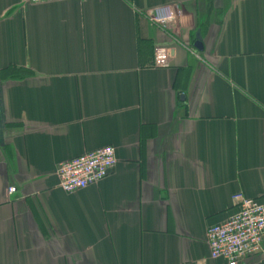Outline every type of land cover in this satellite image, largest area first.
<instances>
[{
    "label": "crops",
    "instance_id": "obj_1",
    "mask_svg": "<svg viewBox=\"0 0 264 264\" xmlns=\"http://www.w3.org/2000/svg\"><path fill=\"white\" fill-rule=\"evenodd\" d=\"M104 146L110 174L63 192ZM238 193L264 195V0H0V264H225L206 234Z\"/></svg>",
    "mask_w": 264,
    "mask_h": 264
},
{
    "label": "built area",
    "instance_id": "obj_2",
    "mask_svg": "<svg viewBox=\"0 0 264 264\" xmlns=\"http://www.w3.org/2000/svg\"><path fill=\"white\" fill-rule=\"evenodd\" d=\"M63 0H23L27 4H42ZM85 1V0H78ZM147 20L161 30H167L175 18L170 6L156 7L145 13ZM155 67H169L162 53L154 60ZM117 163L112 146L86 152L59 164L57 180L65 193H74L97 184L106 178ZM14 189L10 188L9 193ZM236 212L223 223L211 226L206 238L210 257L225 264H239L252 256L264 253V195L260 199L247 198L238 193L232 197Z\"/></svg>",
    "mask_w": 264,
    "mask_h": 264
},
{
    "label": "water",
    "instance_id": "obj_3",
    "mask_svg": "<svg viewBox=\"0 0 264 264\" xmlns=\"http://www.w3.org/2000/svg\"><path fill=\"white\" fill-rule=\"evenodd\" d=\"M194 47L197 49V50H202V43H201V41H200V39L199 38H197V40H196V42H195V44H194Z\"/></svg>",
    "mask_w": 264,
    "mask_h": 264
}]
</instances>
